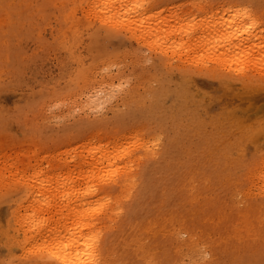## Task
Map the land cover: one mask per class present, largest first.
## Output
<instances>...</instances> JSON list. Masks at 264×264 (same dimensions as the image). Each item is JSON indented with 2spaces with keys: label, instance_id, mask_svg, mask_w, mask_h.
<instances>
[{
  "label": "bare ground",
  "instance_id": "1",
  "mask_svg": "<svg viewBox=\"0 0 264 264\" xmlns=\"http://www.w3.org/2000/svg\"><path fill=\"white\" fill-rule=\"evenodd\" d=\"M155 1L62 2L57 17L60 27L55 37L62 39L66 33L76 36L80 21L74 18V10L78 5L86 4L87 22H98L108 33L126 30L134 40L143 41L141 43L145 47L156 53L155 72L154 75L150 73L155 83H143L147 85L148 91L141 100L142 107L130 101L124 111L116 115L121 125L117 123V126L108 128L100 124L97 128L82 130L71 138L65 137L57 145H66L69 140H92L85 144L91 145L87 150L88 156H80L75 161L73 157H64L69 153L67 150L57 156L52 155L46 172L37 160L30 164L33 175L29 177L28 171H25L20 172V178H16L11 168L8 172L4 170V174L0 172V190L4 186L5 190L10 184L26 185L20 202L0 216V233L6 236L8 245L20 248L21 256L28 258L27 264L32 258L37 264H100L102 260L97 252L110 234L114 215L125 213L130 216L133 214L135 219L139 218L152 207L158 206L161 199L167 198L165 195L173 193V198L162 210L164 214L188 199L190 194L186 191L187 185L192 184L195 191L205 189L208 184L216 186L230 170V151L237 153L238 159L235 162L240 161L243 158L242 149L251 147L253 137L261 133L260 127L243 126L237 130L234 138L225 139L234 133L230 125V114L233 115L232 110L242 104L241 97L233 93L237 90L235 85L253 81L264 83V67L259 64L264 61V29L261 30L256 19L252 18L250 10L233 3L225 7L227 0H198L196 3H177L171 0L170 6L162 10L163 6L160 5L152 8ZM3 10L1 17L5 26L0 33L1 40L11 31L13 20L10 19L14 11L10 7ZM132 62L138 64L137 60ZM116 63L114 61V65ZM126 63L128 66L129 61ZM139 65H143L142 62ZM119 70L121 68H117V72ZM135 71L141 72L136 68ZM119 74L118 79L121 78ZM137 76L134 77L138 79L141 74ZM143 76L140 78L142 81ZM125 79L128 84L131 83L128 78ZM125 79L121 80L126 83ZM135 79L134 84L138 86L140 81ZM117 85V90L121 91L122 87ZM132 86H129L131 90ZM99 96L96 97L97 102L102 98ZM168 118L174 122L168 123ZM86 157H91V160L88 161ZM6 163V159L0 161V166ZM259 176L256 177L264 178L262 174ZM260 187L262 189V185ZM132 193V199H128L132 204L126 207L123 198H128ZM9 215H14L18 230L22 231L21 238L20 234L11 237L8 233L5 217ZM197 223L192 219L191 222L182 223V228L190 229ZM203 249L202 253H205ZM105 257L111 263L110 256ZM179 260L185 264L182 259ZM24 261L26 263L25 258L21 259L22 263ZM0 263L3 264L2 261ZM141 264L144 262L141 261Z\"/></svg>",
  "mask_w": 264,
  "mask_h": 264
},
{
  "label": "rangeland",
  "instance_id": "2",
  "mask_svg": "<svg viewBox=\"0 0 264 264\" xmlns=\"http://www.w3.org/2000/svg\"><path fill=\"white\" fill-rule=\"evenodd\" d=\"M170 1L156 0L152 8L160 5L163 6L162 10L167 9ZM174 1L196 3L198 0ZM227 1L225 7L230 3L247 7L252 18H255L257 24L261 26V30L264 29V14L255 17L264 13V0ZM62 2L64 0H0V33L5 26L1 17L4 13L3 8L10 7L14 10L10 19L13 20L11 31L6 33L2 40L0 39V161L7 160L6 165L0 166L2 174L10 171L11 168L16 178H20V172L25 171H28V177L32 176L30 164L37 160L42 163L46 172L52 155L57 156L66 150L69 153L64 157H73L75 161L80 156H88L87 150L91 145L85 144H89L92 140H69L66 145H57L65 137L71 138L82 130L97 128L100 124L108 128L112 125L117 126L116 115L123 112L130 101L136 104L135 106L142 107L141 100L148 91L147 85L144 84L155 83L153 75L156 53L145 47L143 41H136V38L134 40L126 30L119 29L120 31L114 30L108 33L98 22L94 21L95 24L91 21L87 22L86 4L78 5L74 10V18L80 21L76 36L72 37L66 33L62 39L55 37L60 27L57 17ZM102 30L105 32L103 33ZM126 51L129 55L124 53ZM144 57L143 61L148 60L147 64L142 61ZM124 59L133 66L129 63L127 66ZM133 60H137L138 64L142 62L144 66H138L132 62ZM114 61H117V66L114 65ZM259 64L264 67V61H260ZM119 65L121 67H118ZM122 66L127 67L124 69ZM117 68H121L124 73L122 74L121 70L117 72ZM135 68L140 71L142 68V73L135 71ZM118 74L121 77L119 79ZM131 74L138 75L137 77L140 74L144 75L143 81L140 79L141 76L137 79ZM125 78L131 83L128 84ZM121 79H125L126 83ZM134 79L140 81H138L139 85L135 81L139 87L135 86ZM116 84L120 85L122 88H119L122 90L129 89L125 91L131 93L136 89L140 91L134 92L135 97L123 91L125 95L122 90H117ZM129 86H132V90ZM235 87L237 90L233 93L241 97L242 104L232 110L233 115L230 114L231 123H229L234 133L225 138L226 141L234 138L237 130L243 126L261 128V133L253 137L252 146L242 149L243 158L235 162L238 159L237 153L231 150L228 156L230 170L224 180L216 186L208 184L201 191L192 189V184L187 185L186 191L190 194L188 199L164 214L162 210L173 198V193L165 195L167 198L161 199L158 206L152 207L139 218L135 219L136 216L133 214L130 216L125 213L114 215V225L110 234L97 252L102 262L141 264L142 261L144 264H176V262L181 263L179 259H182L185 264L187 262L189 264H264V193H262L264 178L260 177L261 174L264 175V165L261 164L262 161L264 163V83L253 81L245 85L236 84ZM97 95L102 97L98 102ZM167 121L174 122L172 118H168ZM87 159L90 161L91 157ZM233 162L234 166H232ZM5 166L9 167L8 170L4 168ZM261 185L262 189H260ZM7 186L5 190L3 189L5 186L1 187L3 192L0 190V216H3L7 209L18 204L26 190V185L23 183ZM133 195L134 193L128 198H123L126 207L132 204L128 199H132ZM5 218L10 236L20 234L19 238H21L22 231L18 230L14 215ZM192 219L198 223L190 229L182 228V223L191 222ZM177 230L179 233L176 232ZM6 240V236L0 233L2 263L27 264L26 257H24L26 263L21 262L24 258L21 256L20 248L8 245ZM193 246L201 247L196 249ZM201 248L206 251L203 252L204 254ZM17 251H20V256ZM111 253L113 254L110 255ZM105 255L110 256L111 263L108 257L104 259ZM182 255L184 258L181 257ZM32 260L35 261L33 258ZM102 262L100 261V264ZM34 263L37 264L36 261Z\"/></svg>",
  "mask_w": 264,
  "mask_h": 264
}]
</instances>
